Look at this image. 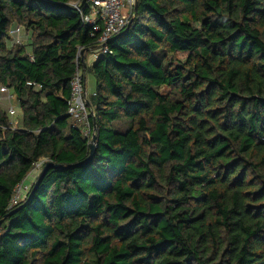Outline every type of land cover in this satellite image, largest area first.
Returning <instances> with one entry per match:
<instances>
[{"label":"trees","instance_id":"16d2710c","mask_svg":"<svg viewBox=\"0 0 264 264\" xmlns=\"http://www.w3.org/2000/svg\"><path fill=\"white\" fill-rule=\"evenodd\" d=\"M77 7L0 0V84L21 115L0 101V264H264V0H136L82 63L93 158L31 194L47 162L90 155L68 100L99 42Z\"/></svg>","mask_w":264,"mask_h":264},{"label":"built area","instance_id":"2783aa9c","mask_svg":"<svg viewBox=\"0 0 264 264\" xmlns=\"http://www.w3.org/2000/svg\"><path fill=\"white\" fill-rule=\"evenodd\" d=\"M90 6V12L84 14V9L78 8L82 14L83 20L88 23L91 28V36L98 37V50L95 49V57L98 58L100 54H107L110 52L107 43L115 35L123 31L129 22L133 14V8L136 0H88ZM21 26H16L11 30L10 44H26L27 39ZM80 49L75 59L76 72L71 80V94L68 100L69 108L68 113L75 120V125L81 128L83 135L92 141L95 134V128L91 122V114L89 112V94L86 87V71L82 67L84 62V55ZM13 95L7 86L0 84V101H11ZM9 114L15 115L16 109L13 105L8 107ZM42 162L37 163L31 174H38ZM25 180L17 187L11 205L17 204L22 198L26 196L31 188V184H25Z\"/></svg>","mask_w":264,"mask_h":264},{"label":"water","instance_id":"95a60500","mask_svg":"<svg viewBox=\"0 0 264 264\" xmlns=\"http://www.w3.org/2000/svg\"><path fill=\"white\" fill-rule=\"evenodd\" d=\"M85 52L86 51L83 50L82 54L85 55ZM89 146H90V155L83 162H80V163H77V164H73V165H67V166L62 165V164H55L53 162H47L46 165L43 167L42 171L40 172V174L38 176V179H37V181L34 184V187L32 189L31 194H33L36 191V189L39 188L38 186H39L40 182L42 181L43 177L45 176V174L47 173V171L50 168H56V169L74 168V167H81L84 164L88 163L93 158L94 153H95V148H96V135L95 134L93 135L92 141L90 142ZM0 223H1V221H0Z\"/></svg>","mask_w":264,"mask_h":264},{"label":"rangeland","instance_id":"374dc122","mask_svg":"<svg viewBox=\"0 0 264 264\" xmlns=\"http://www.w3.org/2000/svg\"><path fill=\"white\" fill-rule=\"evenodd\" d=\"M30 50V49H29ZM85 54H87V52H85ZM177 57H180V58H184V55L182 54H179V56H177ZM96 59H94V61H95ZM93 83H95V79H94V76L92 75V74H89L88 73V75H87V93L89 94V95H91L94 91H93V89H94V84ZM9 105H13L14 107H15V109H16V111H17V108H16V103H15V101H14V99L13 100H11V101H3L2 102V106H6V107H9ZM18 114V115H17ZM17 118L18 117H20L21 115H19V112L17 111ZM15 115V116H16ZM36 181V175H34V174H30V175H28V177L25 179V184L27 185V184H32V183H34Z\"/></svg>","mask_w":264,"mask_h":264},{"label":"crops","instance_id":"0c3cea01","mask_svg":"<svg viewBox=\"0 0 264 264\" xmlns=\"http://www.w3.org/2000/svg\"><path fill=\"white\" fill-rule=\"evenodd\" d=\"M24 35H25V37L27 39V43H28V37L26 34H24ZM94 59H96L94 52H88L87 54L84 55L85 64H87V65H91L94 62ZM86 75H88V73ZM93 84H94L93 91H95L96 84L95 83H93ZM86 87H87V79H86Z\"/></svg>","mask_w":264,"mask_h":264}]
</instances>
